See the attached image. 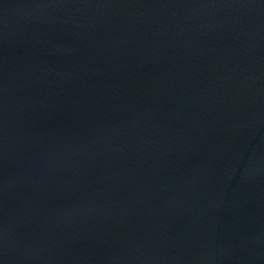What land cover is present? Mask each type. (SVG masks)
I'll return each instance as SVG.
<instances>
[{"label": "water", "instance_id": "95a60500", "mask_svg": "<svg viewBox=\"0 0 264 264\" xmlns=\"http://www.w3.org/2000/svg\"><path fill=\"white\" fill-rule=\"evenodd\" d=\"M0 264H264V0H0Z\"/></svg>", "mask_w": 264, "mask_h": 264}]
</instances>
